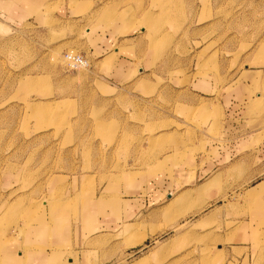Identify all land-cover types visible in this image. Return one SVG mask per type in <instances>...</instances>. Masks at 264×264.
<instances>
[{
  "label": "rangeland",
  "instance_id": "1",
  "mask_svg": "<svg viewBox=\"0 0 264 264\" xmlns=\"http://www.w3.org/2000/svg\"><path fill=\"white\" fill-rule=\"evenodd\" d=\"M25 3L0 0V256L61 225L50 264H84L81 245L89 264H137L138 252L117 251L147 229L120 224L124 197L188 151L215 158L206 147L218 136L264 142V0H40L29 13ZM97 30L107 40L90 39ZM97 41L129 60L126 75L97 76L109 69ZM185 223L174 231H195ZM169 232L156 242L183 248L174 262L190 246L193 264H264V236L242 258L218 252L214 235L168 242Z\"/></svg>",
  "mask_w": 264,
  "mask_h": 264
},
{
  "label": "crops",
  "instance_id": "2",
  "mask_svg": "<svg viewBox=\"0 0 264 264\" xmlns=\"http://www.w3.org/2000/svg\"><path fill=\"white\" fill-rule=\"evenodd\" d=\"M25 1L26 13L38 11L40 0ZM88 35L92 40L104 36L98 30ZM104 40H107V35ZM92 46V52L102 53L96 62L99 69L109 68L104 72L97 70V76L108 82L114 73L127 74L124 68L127 69L129 60L124 59L119 49H115L117 57L111 55L108 45L102 41L93 42ZM218 137H229L230 140L226 143L225 139L222 145L216 143L206 147L207 153L211 150L218 153L215 158L188 151L182 161L172 158L167 168L146 180L137 195L123 198L120 224L127 227L137 223L147 229L134 238L128 248L117 250L119 253L130 256L138 252L137 264H193V247L187 246L185 255H181L185 257L184 260L174 262L169 256L183 252V248L157 245V239L169 229L168 242L179 241L184 235L188 239L189 236H204L208 233L218 238V252L226 255L240 252L244 254L242 258L246 253L253 252L257 236H264V142L260 147L249 143L243 149L240 136ZM255 138L257 136L247 137L249 141ZM167 220L172 223L169 229L160 230L163 223L169 224ZM183 222L191 223L195 231H174L177 226H183ZM61 227L53 226L50 233L26 234L24 240L27 248L24 250L18 244L22 248L3 251L0 264H50L51 260L57 258L51 257V254L61 247L55 243L59 241L57 238ZM171 230L174 232L171 233ZM106 232L108 237L109 231ZM138 240L141 242L137 243ZM37 245H42L43 249L36 250ZM74 248L75 252L80 253L81 263L92 262L89 246ZM204 248L200 246L199 250L203 251Z\"/></svg>",
  "mask_w": 264,
  "mask_h": 264
},
{
  "label": "built area",
  "instance_id": "3",
  "mask_svg": "<svg viewBox=\"0 0 264 264\" xmlns=\"http://www.w3.org/2000/svg\"><path fill=\"white\" fill-rule=\"evenodd\" d=\"M66 62L73 69H78L81 67L87 66V61L83 56L74 55V54H66L65 55Z\"/></svg>",
  "mask_w": 264,
  "mask_h": 264
},
{
  "label": "bare ground",
  "instance_id": "4",
  "mask_svg": "<svg viewBox=\"0 0 264 264\" xmlns=\"http://www.w3.org/2000/svg\"><path fill=\"white\" fill-rule=\"evenodd\" d=\"M261 187H262V185H261ZM126 230V229H125ZM129 230H130V228H129Z\"/></svg>",
  "mask_w": 264,
  "mask_h": 264
}]
</instances>
